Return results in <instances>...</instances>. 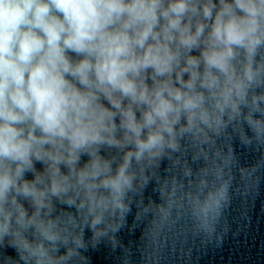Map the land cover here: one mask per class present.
Segmentation results:
<instances>
[{
  "label": "clouds",
  "instance_id": "obj_1",
  "mask_svg": "<svg viewBox=\"0 0 264 264\" xmlns=\"http://www.w3.org/2000/svg\"><path fill=\"white\" fill-rule=\"evenodd\" d=\"M262 172L264 0H0V264H133L141 225V264H191Z\"/></svg>",
  "mask_w": 264,
  "mask_h": 264
},
{
  "label": "water",
  "instance_id": "obj_2",
  "mask_svg": "<svg viewBox=\"0 0 264 264\" xmlns=\"http://www.w3.org/2000/svg\"><path fill=\"white\" fill-rule=\"evenodd\" d=\"M233 146L241 166H250L261 157V151L245 148L238 139L233 140ZM86 159V157L84 158ZM166 164V162H165ZM162 164L161 168L165 166ZM37 168L41 165L37 163ZM238 175V174H237ZM257 189L247 197L234 195L231 207L225 213L228 231L220 246L210 244L201 247L197 244L192 254L191 264H264V172H262ZM27 178H31L29 174ZM150 184L145 190V198L151 196L158 199ZM133 214L129 215L128 223H133ZM143 225L135 231L122 230L118 235L124 245L130 246L133 252V264H141V234ZM90 233L86 232V238ZM0 254L15 257L14 249H0ZM90 264H121V252H113L106 243H101L96 249L85 253ZM177 264V262H173Z\"/></svg>",
  "mask_w": 264,
  "mask_h": 264
}]
</instances>
